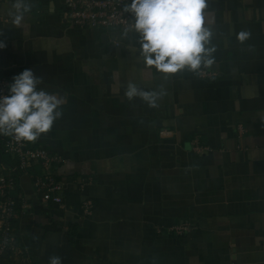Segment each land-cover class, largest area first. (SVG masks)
Returning <instances> with one entry per match:
<instances>
[{"label":"crops","instance_id":"obj_1","mask_svg":"<svg viewBox=\"0 0 264 264\" xmlns=\"http://www.w3.org/2000/svg\"><path fill=\"white\" fill-rule=\"evenodd\" d=\"M12 2L0 0V75L31 68L65 101L53 128L28 142L63 158L65 193L44 201L41 166L14 173L0 134V175L16 178L27 249L26 262L0 264H264V0H206L209 78L145 68L139 33L69 26L63 0H23L30 11L14 25ZM129 81L162 91L158 107L128 100ZM176 223L191 228L179 235Z\"/></svg>","mask_w":264,"mask_h":264},{"label":"clouds","instance_id":"obj_2","mask_svg":"<svg viewBox=\"0 0 264 264\" xmlns=\"http://www.w3.org/2000/svg\"><path fill=\"white\" fill-rule=\"evenodd\" d=\"M206 0H130L123 8L134 18L125 29L139 33L140 57L145 68L155 69L165 77L188 71L197 75L215 63L212 31L205 26ZM12 23L19 26L30 6L23 0H13ZM249 33H238L243 43ZM6 47L0 41V50ZM43 77L31 68L15 74L7 94L0 93V134L10 135L17 142H35L48 133L61 116L65 101L41 88ZM128 100L137 97L151 108L158 107L163 92L147 91L129 81L125 92ZM49 264H62L53 256Z\"/></svg>","mask_w":264,"mask_h":264},{"label":"built area","instance_id":"obj_3","mask_svg":"<svg viewBox=\"0 0 264 264\" xmlns=\"http://www.w3.org/2000/svg\"><path fill=\"white\" fill-rule=\"evenodd\" d=\"M64 21L72 27L83 29H120L128 27L134 18L123 11L124 5L130 0H63ZM118 45V42H115ZM201 77L209 78L215 74L203 70ZM12 80L0 75V93L7 94L8 85ZM242 131V128L240 127ZM167 131H163L166 135ZM194 150L200 151L202 148L195 145ZM3 151L10 155L15 164L12 167L14 173L26 171L34 164H39L42 173L35 175L34 187L46 202L61 204L64 200L65 184L57 177V165L63 158L50 152L45 147H33L28 142H17L10 135H5ZM16 189V178L14 175H0V260L4 253L9 256H16L22 262H26L24 255L27 249L17 240V226L15 224L18 217V198L12 194ZM94 204L91 200H86L82 204L83 214H92ZM189 223H176L170 230L182 235L190 230Z\"/></svg>","mask_w":264,"mask_h":264},{"label":"water","instance_id":"obj_4","mask_svg":"<svg viewBox=\"0 0 264 264\" xmlns=\"http://www.w3.org/2000/svg\"><path fill=\"white\" fill-rule=\"evenodd\" d=\"M9 255L8 252H5L3 256L7 257Z\"/></svg>","mask_w":264,"mask_h":264}]
</instances>
